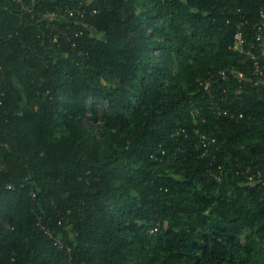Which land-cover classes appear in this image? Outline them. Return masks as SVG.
Here are the masks:
<instances>
[{"label": "trees", "instance_id": "trees-1", "mask_svg": "<svg viewBox=\"0 0 264 264\" xmlns=\"http://www.w3.org/2000/svg\"><path fill=\"white\" fill-rule=\"evenodd\" d=\"M87 2L58 44L0 0V264H264V81L198 83L248 74L264 0Z\"/></svg>", "mask_w": 264, "mask_h": 264}, {"label": "built area", "instance_id": "built-area-1", "mask_svg": "<svg viewBox=\"0 0 264 264\" xmlns=\"http://www.w3.org/2000/svg\"><path fill=\"white\" fill-rule=\"evenodd\" d=\"M17 2L20 5V8L23 11L30 12L31 18H35L37 22H44L46 29L49 30L48 38L53 43H58L60 39L63 37H68L69 39L74 37L76 38L80 33L81 29H75L73 26H71L69 23L70 18L74 17H83L86 14H93L96 12V9L89 8L87 0H77L70 6H56L54 8H44L43 5L40 4V7L35 11H32L35 4L31 5L34 1H32L31 4H29L26 0H13ZM31 5V6H30ZM259 19L254 24V42L258 44V47L256 49H253L252 46L246 47L244 38L242 36L241 31H237L234 34L233 39V46L232 48L234 50H238L239 52L244 53L248 59H249V72L246 74L245 72L241 70H235V69H220L217 70L216 73L210 74L206 79L204 80H198L199 85L203 88L204 94H208L210 97H214L213 91H212V83H213V76H219L223 79H227L230 74L236 75L239 80H245L249 81L252 86H259L261 82L264 80V6L260 8L259 10ZM65 20L67 21L65 23ZM76 42H72V47H76ZM215 100L214 102H210V109L213 113H215L217 116H242V113H238L236 110L226 107L223 98L218 100ZM193 109L192 112L200 113V107L197 102H193ZM196 133H198V129L195 130ZM199 141L201 142L203 146V152L202 154L208 152L210 146H214L216 143V138L208 136L205 133L199 134ZM218 168L221 169V165H218ZM236 174H244L245 177L251 181H262L264 182V170L263 171H253L250 169L249 166L242 167L241 165L237 164V168L235 169ZM217 179L220 180V175H217ZM45 228V227H43ZM47 232V229H45Z\"/></svg>", "mask_w": 264, "mask_h": 264}, {"label": "crops", "instance_id": "crops-1", "mask_svg": "<svg viewBox=\"0 0 264 264\" xmlns=\"http://www.w3.org/2000/svg\"><path fill=\"white\" fill-rule=\"evenodd\" d=\"M263 43H264V40H263Z\"/></svg>", "mask_w": 264, "mask_h": 264}]
</instances>
